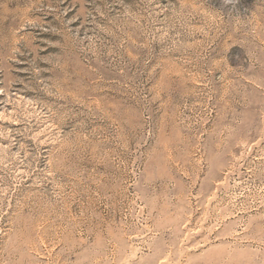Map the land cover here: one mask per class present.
Instances as JSON below:
<instances>
[{
	"label": "rangeland",
	"instance_id": "rangeland-1",
	"mask_svg": "<svg viewBox=\"0 0 264 264\" xmlns=\"http://www.w3.org/2000/svg\"><path fill=\"white\" fill-rule=\"evenodd\" d=\"M0 264H264V0H0Z\"/></svg>",
	"mask_w": 264,
	"mask_h": 264
}]
</instances>
